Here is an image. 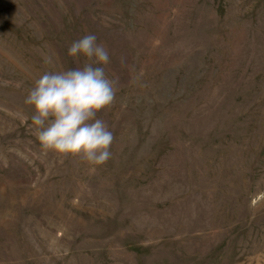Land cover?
Listing matches in <instances>:
<instances>
[{"label":"rangeland","instance_id":"1","mask_svg":"<svg viewBox=\"0 0 264 264\" xmlns=\"http://www.w3.org/2000/svg\"><path fill=\"white\" fill-rule=\"evenodd\" d=\"M87 34L119 81L95 172L24 103ZM0 264H264V0H0Z\"/></svg>","mask_w":264,"mask_h":264},{"label":"clouds","instance_id":"2","mask_svg":"<svg viewBox=\"0 0 264 264\" xmlns=\"http://www.w3.org/2000/svg\"><path fill=\"white\" fill-rule=\"evenodd\" d=\"M68 55L85 58L83 67L45 72L34 81L24 103L31 106V128L45 152L78 158L95 172L111 158L114 134L98 113L110 107L118 78H110V55L97 36L87 34L72 42ZM94 65H103L95 67Z\"/></svg>","mask_w":264,"mask_h":264}]
</instances>
